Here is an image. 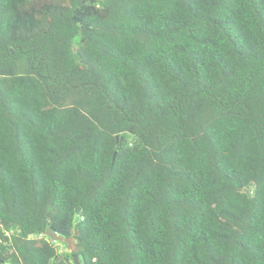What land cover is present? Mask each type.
<instances>
[{
  "label": "trees",
  "instance_id": "1",
  "mask_svg": "<svg viewBox=\"0 0 264 264\" xmlns=\"http://www.w3.org/2000/svg\"><path fill=\"white\" fill-rule=\"evenodd\" d=\"M75 254L264 264V0H0V264Z\"/></svg>",
  "mask_w": 264,
  "mask_h": 264
},
{
  "label": "water",
  "instance_id": "2",
  "mask_svg": "<svg viewBox=\"0 0 264 264\" xmlns=\"http://www.w3.org/2000/svg\"><path fill=\"white\" fill-rule=\"evenodd\" d=\"M47 234L50 237H52L54 240H56V241L67 243L68 244V248L70 250H73L74 248H76V242H75V238L74 237H65V236H63L61 234H58L57 232H55L51 228H49L47 230ZM74 258H75V263L76 264H82L81 261H80V256L78 254H75Z\"/></svg>",
  "mask_w": 264,
  "mask_h": 264
},
{
  "label": "rangeland",
  "instance_id": "3",
  "mask_svg": "<svg viewBox=\"0 0 264 264\" xmlns=\"http://www.w3.org/2000/svg\"><path fill=\"white\" fill-rule=\"evenodd\" d=\"M62 244H61V251H64V252H66V251H68V250H70L69 248H68V244L67 243H65V242H61ZM75 250V248L73 249V250H71V251H74Z\"/></svg>",
  "mask_w": 264,
  "mask_h": 264
},
{
  "label": "built area",
  "instance_id": "4",
  "mask_svg": "<svg viewBox=\"0 0 264 264\" xmlns=\"http://www.w3.org/2000/svg\"><path fill=\"white\" fill-rule=\"evenodd\" d=\"M6 234H7V236H9V235H10L8 232H7ZM3 264H10V263H3Z\"/></svg>",
  "mask_w": 264,
  "mask_h": 264
}]
</instances>
